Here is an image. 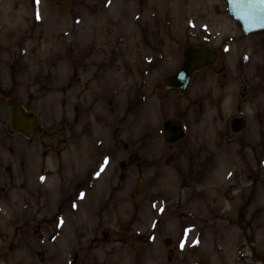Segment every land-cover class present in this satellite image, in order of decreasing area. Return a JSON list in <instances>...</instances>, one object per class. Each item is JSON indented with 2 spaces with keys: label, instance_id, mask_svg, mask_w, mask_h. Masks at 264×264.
Listing matches in <instances>:
<instances>
[{
  "label": "rangeland",
  "instance_id": "obj_1",
  "mask_svg": "<svg viewBox=\"0 0 264 264\" xmlns=\"http://www.w3.org/2000/svg\"><path fill=\"white\" fill-rule=\"evenodd\" d=\"M258 38L225 0H0V264H264ZM198 44L215 61L166 91Z\"/></svg>",
  "mask_w": 264,
  "mask_h": 264
},
{
  "label": "water",
  "instance_id": "obj_2",
  "mask_svg": "<svg viewBox=\"0 0 264 264\" xmlns=\"http://www.w3.org/2000/svg\"><path fill=\"white\" fill-rule=\"evenodd\" d=\"M230 15L239 23L245 33L264 32V3L260 0H227ZM213 52L207 51L204 47H187L184 51V60L181 69L174 75L165 79L167 89H175L183 94L189 82L191 72L213 60ZM1 93V87H0ZM10 116L8 127L10 132H20L31 136L38 128L39 123L35 116H26L22 107L16 99L9 100ZM235 123H239L235 121ZM164 139L168 143H174L184 137V129L181 121L170 119L163 126ZM168 241H166L167 245Z\"/></svg>",
  "mask_w": 264,
  "mask_h": 264
},
{
  "label": "flooded vegetation",
  "instance_id": "obj_3",
  "mask_svg": "<svg viewBox=\"0 0 264 264\" xmlns=\"http://www.w3.org/2000/svg\"><path fill=\"white\" fill-rule=\"evenodd\" d=\"M258 36L260 37V38L256 39V42L260 43V45H258V48L262 49L261 51H264V37H261L260 35H258ZM240 55H242V58H244V59H238L237 60V69H239L240 73H243L242 69L240 67V64L242 63V60H243V62H246V60H245L246 58L243 57V53H241ZM252 60H255V58H253ZM224 64H225V62H222V61L220 62V70H219V72H223V69L225 67ZM257 64L264 65V63H262V62L257 63ZM243 96H245V94H243Z\"/></svg>",
  "mask_w": 264,
  "mask_h": 264
},
{
  "label": "snow or ice",
  "instance_id": "obj_4",
  "mask_svg": "<svg viewBox=\"0 0 264 264\" xmlns=\"http://www.w3.org/2000/svg\"><path fill=\"white\" fill-rule=\"evenodd\" d=\"M260 3H264V0H260ZM105 164H107V160L105 161ZM101 171H103V168L101 169Z\"/></svg>",
  "mask_w": 264,
  "mask_h": 264
}]
</instances>
